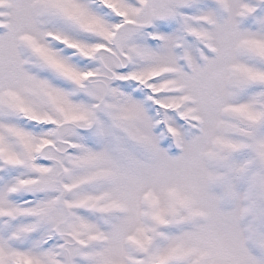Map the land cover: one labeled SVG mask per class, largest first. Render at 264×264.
Here are the masks:
<instances>
[{
	"label": "snow or ice",
	"instance_id": "snow-or-ice-1",
	"mask_svg": "<svg viewBox=\"0 0 264 264\" xmlns=\"http://www.w3.org/2000/svg\"><path fill=\"white\" fill-rule=\"evenodd\" d=\"M0 264H264V0H0Z\"/></svg>",
	"mask_w": 264,
	"mask_h": 264
}]
</instances>
